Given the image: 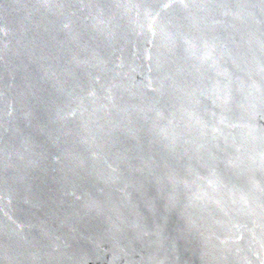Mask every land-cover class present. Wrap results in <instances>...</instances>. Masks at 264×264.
<instances>
[{
    "label": "water",
    "instance_id": "water-1",
    "mask_svg": "<svg viewBox=\"0 0 264 264\" xmlns=\"http://www.w3.org/2000/svg\"><path fill=\"white\" fill-rule=\"evenodd\" d=\"M0 264H264V0H0Z\"/></svg>",
    "mask_w": 264,
    "mask_h": 264
}]
</instances>
